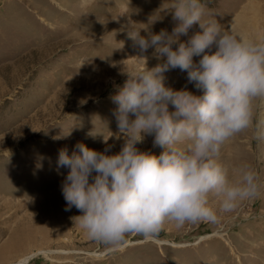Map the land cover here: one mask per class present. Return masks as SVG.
Listing matches in <instances>:
<instances>
[{
	"label": "rangeland",
	"instance_id": "374dc122",
	"mask_svg": "<svg viewBox=\"0 0 264 264\" xmlns=\"http://www.w3.org/2000/svg\"><path fill=\"white\" fill-rule=\"evenodd\" d=\"M170 2L0 0V264H264V142L251 130L227 142L219 159L229 167L251 164L259 193L219 213L215 224L178 229L165 223L156 238L130 234L113 249L87 236L73 219L82 215L78 209L65 211L61 182L69 169L57 168L59 150L71 155L82 142L97 151L111 145L108 154L120 151L124 139L110 97L126 72L144 68L139 56L148 68L160 62L152 48L141 54L133 47L129 21L145 37L171 32ZM201 2L205 18L264 37V0ZM196 31L198 24L188 35ZM186 87L201 94L188 81ZM255 111L264 116V100L255 102ZM152 141L146 136L137 147L159 155L163 149ZM210 205L218 209L219 202L210 197Z\"/></svg>",
	"mask_w": 264,
	"mask_h": 264
},
{
	"label": "clouds",
	"instance_id": "9594fccd",
	"mask_svg": "<svg viewBox=\"0 0 264 264\" xmlns=\"http://www.w3.org/2000/svg\"><path fill=\"white\" fill-rule=\"evenodd\" d=\"M168 11L171 32L149 31L145 37L129 21L133 47L141 54L152 48L160 62L148 68L146 57L139 56L144 68L126 72L110 97L124 139L120 151L108 154L111 145L97 151L78 142L71 155L67 148L58 154L57 168L69 169L61 182L65 211L78 209L82 215L73 219L87 236L113 249L130 234L154 239L165 223L178 229L215 224L219 213H230L259 193L251 164L229 167L219 157L242 132L251 130L264 142V116L255 111V102L264 100V37L250 38L205 18L201 0H171ZM197 24L200 31L189 36ZM173 69L186 72L201 94L167 86L165 73ZM146 136L163 149L159 155L137 147Z\"/></svg>",
	"mask_w": 264,
	"mask_h": 264
},
{
	"label": "bare ground",
	"instance_id": "6f19581e",
	"mask_svg": "<svg viewBox=\"0 0 264 264\" xmlns=\"http://www.w3.org/2000/svg\"><path fill=\"white\" fill-rule=\"evenodd\" d=\"M174 70V69H173ZM178 70L179 69H175L174 71H170L168 74H167V80H168V84L167 86L170 85L171 82H174V83H177V84H182L187 86V74L185 72V74H178ZM178 88V85L177 87ZM24 263V261H21L19 262L18 264H22Z\"/></svg>",
	"mask_w": 264,
	"mask_h": 264
}]
</instances>
